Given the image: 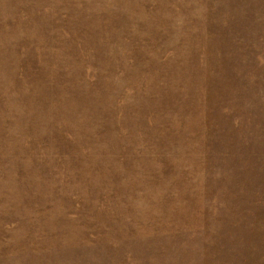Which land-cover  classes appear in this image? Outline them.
<instances>
[{"label":"rangeland","instance_id":"374dc122","mask_svg":"<svg viewBox=\"0 0 264 264\" xmlns=\"http://www.w3.org/2000/svg\"><path fill=\"white\" fill-rule=\"evenodd\" d=\"M0 264H264V0H0Z\"/></svg>","mask_w":264,"mask_h":264}]
</instances>
